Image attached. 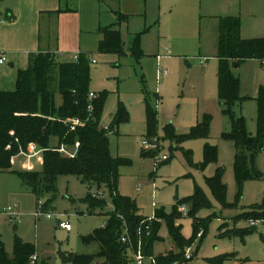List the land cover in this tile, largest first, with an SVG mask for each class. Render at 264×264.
I'll list each match as a JSON object with an SVG mask.
<instances>
[{
	"label": "rangeland",
	"instance_id": "374dc122",
	"mask_svg": "<svg viewBox=\"0 0 264 264\" xmlns=\"http://www.w3.org/2000/svg\"><path fill=\"white\" fill-rule=\"evenodd\" d=\"M194 5L195 16L193 14L189 19L182 38L171 32L170 38L164 39L155 29L144 31L139 24L141 28L134 33L131 30L122 32V55L97 50L90 54L96 62L89 64L88 88L97 96H103L99 123L110 128L107 138L112 157L125 161L118 168L117 191L134 200L142 216L151 218L146 220L147 223L153 222L156 212H172L175 200L192 195L197 187L209 202L195 211V217L204 221L205 227L194 236L190 245H185L183 256L188 249L190 257L168 264H264V221L242 235L243 238L239 234L218 235L222 223L226 229L249 227V220L236 216L264 202V148L254 158L260 176L247 178L239 184L234 175V144L225 135L231 129L233 116L243 117L247 132L256 136V96L258 87L264 86V60L247 59L237 67H231L239 79L242 99L228 107L217 97L218 59L215 56L218 16L231 13L239 18L240 31L242 26L246 34L257 35L249 38L262 37L264 0H195ZM137 34L142 52L138 58L131 51ZM164 47L170 55L162 57L160 64L168 74L157 80L154 55L160 54ZM67 57L72 59L73 55ZM200 58L204 65L199 64ZM8 61L5 54L4 68H0V72L3 74L8 69L7 77H10ZM10 81L3 82V87L11 89ZM145 99L156 109V137L149 136L147 131ZM56 102L60 103L58 94ZM119 108L126 118L116 125L114 121ZM206 118V138L189 137L176 141L165 135L164 128L168 124L176 133L185 135L193 125ZM145 139L156 143L155 147L142 146L141 141ZM206 143L215 147V158L207 164L203 161ZM31 152L32 149L28 153ZM155 158L158 159L156 165ZM42 160L39 153L18 155L9 170L0 171V238L6 252L13 253L18 239L32 244L36 264L45 261L62 264L61 253L65 252L96 255L99 245L87 242L85 237L106 223V213L112 210L108 190L99 191L105 198L104 207L89 211L85 201L89 191L87 183L74 175L62 174L57 178L51 203L39 208L38 200L21 184L17 171H41ZM219 168L225 185L224 201L229 206L215 197L208 184V178ZM95 192L92 188L91 193ZM181 206L186 211L181 212L176 223L181 226L182 236L189 239L193 235V217L187 204L182 203L177 209ZM8 207L15 213L14 218L4 214ZM47 211L50 218L43 214ZM60 221L69 222L70 229L59 228ZM145 228L151 230V227ZM157 234L160 240L153 243L152 256L174 253L177 258L180 248L170 238L165 219L159 220ZM128 255L131 264H136L134 253L128 252ZM152 256L146 257L142 264H155L151 261Z\"/></svg>",
	"mask_w": 264,
	"mask_h": 264
},
{
	"label": "trees",
	"instance_id": "16d2710c",
	"mask_svg": "<svg viewBox=\"0 0 264 264\" xmlns=\"http://www.w3.org/2000/svg\"><path fill=\"white\" fill-rule=\"evenodd\" d=\"M101 32L103 36L97 51L122 55V37L119 29L111 25L102 27ZM138 36L139 34L135 36L131 49L136 58L142 54L138 46ZM90 54L81 52L76 60L61 62L49 53H38L31 56L26 68L18 70L13 90L0 89V171L9 170L14 159L21 155V152H27L31 144H35L41 150L42 170L17 171V174L21 184L31 191L37 200H45L43 206L47 207L53 200L57 178L62 174L74 175L87 183L89 191L85 201L89 211L104 207L105 198L99 191L108 190L112 210L106 213V223L85 237L87 242H97L99 251L96 255L61 253L62 264H131L128 252L135 251L139 242L142 254L150 257L153 243L160 240L157 234L160 219H165L170 238L180 248V252L177 258L174 253L154 256L155 264H168L185 258V245H190L194 236L205 227L204 221L195 217V211L209 202L197 187L192 195L176 199L172 212H156L153 222L147 223L148 218L140 214L135 201L118 193V168L125 161L112 157L107 131L99 123L103 96L88 98ZM216 57L217 97L219 102L230 107L235 101L242 99L239 96V79L232 73L231 67H237L247 59L264 60V37L242 38L237 16L220 17ZM56 94L60 96V103L56 102ZM145 101L147 131L149 136L156 137V109L149 105L147 99ZM256 101V136L253 137L247 132L243 117L233 116L231 129L225 134L234 144L233 167L239 184L247 178L260 176V172L255 169L254 158L256 153L264 148L262 85L258 87ZM89 105H92L91 111L88 110ZM73 118L82 123L70 128L65 120ZM125 118V112L119 108L114 123L118 125ZM164 131L167 137L176 141L189 137L206 138L208 119L197 122L185 135L176 133L171 124L166 125ZM61 146L73 156L61 153L58 150ZM186 155L189 158L188 152ZM214 158L215 147L206 143L204 163L207 164ZM208 184L215 197L229 206L230 204L224 201L225 185L221 181L220 168L208 178ZM92 188L95 193H91ZM182 203L189 206V214L193 217V235L189 239L182 236L181 226L176 223L182 212L177 207ZM236 218L263 222L264 202L252 206ZM146 226L151 227V230H147ZM254 228L255 226L226 229L222 223L218 228V235L230 237L239 234L243 238L242 235L253 231ZM126 235L128 242H123L122 237ZM32 255H35L32 244L18 239L14 243L13 253L9 255L0 238V264H29Z\"/></svg>",
	"mask_w": 264,
	"mask_h": 264
},
{
	"label": "crops",
	"instance_id": "0c3cea01",
	"mask_svg": "<svg viewBox=\"0 0 264 264\" xmlns=\"http://www.w3.org/2000/svg\"><path fill=\"white\" fill-rule=\"evenodd\" d=\"M194 4L195 0H0V50L7 54L11 71L10 77L8 69L0 72V89L13 90L18 70L26 68L31 56L38 53H49L61 62L75 60L81 52L92 54L102 39V27L115 25L122 35L128 30L134 33L140 24L144 31L155 29L161 38H170L171 32L182 38L189 19L195 16ZM225 16L234 15L218 17ZM244 34L241 26L242 38L257 36ZM160 54L168 56L170 51L164 47ZM70 55L72 59H68ZM92 59L90 56L95 63ZM203 63L200 58L199 64ZM8 80L11 89L3 87ZM33 152H38L36 145Z\"/></svg>",
	"mask_w": 264,
	"mask_h": 264
},
{
	"label": "built area",
	"instance_id": "2783aa9c",
	"mask_svg": "<svg viewBox=\"0 0 264 264\" xmlns=\"http://www.w3.org/2000/svg\"><path fill=\"white\" fill-rule=\"evenodd\" d=\"M78 56H79V54H76V55L74 56V59L76 60V59L78 58ZM161 57H162L161 54H158V55L156 56V59H157L156 78H157V80H158L161 76H166V75L168 74V70H167L166 68L162 67L161 64H160ZM4 61H5V54L0 50V63H3ZM91 61H92V62H95V60H93V59H92ZM201 62H202V61H201ZM95 97H97V95L94 94L93 92H89V93H88V98H89V99H93V98H95ZM88 110H89V111L92 110V105H89V106H88ZM65 122H66L67 124L70 125V128H74L76 125H79V124L82 123L79 119H75V118H73V119H67V120H65ZM102 128H103L104 130H106V131L110 130V128H109V127H106V126H104V127L102 126ZM141 145L144 146V147H148V146H150V147L152 148V147H155L156 143H149V141L145 139V140H142V141H141ZM36 147H37V146H36ZM30 149H32V151H35V144H31V145L28 147V151H27V152H21V154H22V155H24V154H31V155H33V154H35V153L41 152V150L38 149V152H31V153H28ZM58 150H59L61 153H66V154H68V155H70V156H73L72 153H69V152H67V151L65 150L64 146H61ZM162 159H165V157L163 156ZM157 163H158V159L155 158L154 165H156ZM38 206H39V208H42V206H43V202H42V200H38ZM180 211H182V212H185V211H186L185 208H184V206H181ZM4 214L8 215V216L11 217V218H14V217H15V213H14V212H11L9 207L7 208V211L4 212ZM43 214L45 215L46 218H50V217H51L50 212H48V211H47V212H44ZM149 219H151V218H148V220H149ZM260 222H262V221H261V220H249V225H250V226H255V225H257V224L260 223ZM58 226H59V228H62V229L67 230V231L70 229V224H69V222L60 221L59 224H58ZM122 241H123V242H128V237H127V235L122 237ZM187 250H188V249H186V251H185V258H186V259L190 257V255H189V253L187 252ZM131 252L134 253V260H135V263H136V264H142V261H143V259L145 258V256H144V255L142 254V252H141L140 242H139V245L137 246V249H136L135 251H134V250H131ZM36 260H37V257H36L35 255H32L31 258H30V263H29V264H34V263L36 262ZM151 261L155 263L153 257L151 258Z\"/></svg>",
	"mask_w": 264,
	"mask_h": 264
}]
</instances>
